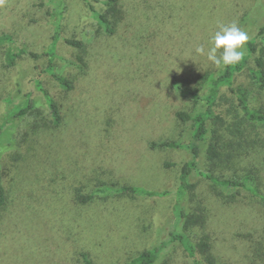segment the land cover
Wrapping results in <instances>:
<instances>
[{
    "label": "rangeland",
    "instance_id": "obj_1",
    "mask_svg": "<svg viewBox=\"0 0 264 264\" xmlns=\"http://www.w3.org/2000/svg\"><path fill=\"white\" fill-rule=\"evenodd\" d=\"M155 5L154 17L147 12L152 18H144L148 21L154 19L155 27L168 33V36L180 38L184 50L188 48L187 43L209 47L210 37L218 30V24L236 23L248 33L249 39L255 38L259 27L264 24V0H159ZM159 5L161 7H157ZM61 10L59 0H3L0 4V34L14 37V43H8V46H12L15 52L26 49L43 55L56 33L54 23L49 21H55ZM7 13H11L8 18ZM243 18L246 20L243 21ZM33 20L39 22L31 23ZM142 27L146 30V33H140L144 38L154 25L144 24ZM60 32L62 39H80L91 46V50L95 44H105L108 39L98 30L81 0H68ZM137 37L141 38L140 35ZM257 43L259 48L264 46L261 38L257 39ZM104 46L106 50L98 56V50L91 52L93 75L89 84L80 88V94L90 93L93 98L102 99L97 113L90 107L86 108L84 116L78 114L83 127L76 122L74 112L77 107L64 105L61 89L54 79L43 75L45 88L59 95L63 104L62 126L47 129L51 120L50 110L45 98L36 89V112L10 125L9 138L0 145L8 194L6 212L9 213L0 220V264H85L81 257L83 253L95 264H124L169 239L174 222L175 196L146 199L118 191H96V185L101 181L117 184L119 188L135 186L175 192L180 185L181 167L190 159L189 154L182 150H151L149 142H141L140 139L113 145L115 155L109 154L105 160L102 156L97 158L94 150L93 153L90 151L89 142L95 141L97 146L101 135L127 140L131 128L130 124H123V120L128 121L130 116L121 115L124 105L120 106V102L141 90L139 81L126 90L122 89L127 80L125 75L131 74L127 80L130 83L136 76L135 67L140 64L130 66L126 63V56L117 52L115 47ZM59 49L61 55L72 56L73 51L63 41L59 43ZM74 53L78 54L77 51ZM3 54V47H0L2 64L5 62ZM108 55L112 59L107 61ZM103 57L106 58L104 65L98 63ZM47 63L46 56L36 62L40 69L45 68ZM56 68L58 73L74 70L67 60L57 61ZM220 68L207 60L203 67L215 71ZM12 77L10 72L8 83L0 85V123L13 105L21 102ZM102 78V82L96 83ZM174 80L173 74L168 71L161 77L163 87L172 98L164 109L163 117L167 121L150 132L152 140H178L181 135V123L168 119L176 110H189L191 103L175 92L172 86ZM145 87L148 89L149 85ZM138 94L135 99H138ZM111 99L117 101L113 106ZM255 105L258 106L257 103ZM129 106L132 108V105ZM96 117L100 119L97 121ZM34 125L41 128L35 130ZM90 127L94 130L91 131ZM75 134L79 139L84 138L85 144L80 148L72 146ZM132 136L137 137L136 133ZM104 142L107 145L109 141ZM105 149L103 156L109 151ZM247 154L238 167L225 170L224 174L232 176L245 169L254 172L262 170L264 146L248 149ZM166 163L173 166L167 167ZM78 187H83L85 193L96 191V199L89 205L76 203L74 190ZM199 191L204 196L213 192L205 183L199 185ZM4 220L12 221L13 230L9 233L4 230ZM223 224L225 226L226 223ZM157 264L193 262L174 244L166 249Z\"/></svg>",
    "mask_w": 264,
    "mask_h": 264
},
{
    "label": "trees",
    "instance_id": "obj_2",
    "mask_svg": "<svg viewBox=\"0 0 264 264\" xmlns=\"http://www.w3.org/2000/svg\"><path fill=\"white\" fill-rule=\"evenodd\" d=\"M59 1L62 10L55 21H49L54 23L56 33L45 54L26 49L15 52L12 46H8V43H14V37L0 34L5 61L0 63V85L8 83L9 73L12 72L16 92L21 95V102L14 104L0 123V145L9 138L10 125L36 112V89L43 95L50 110L51 120L47 129L62 126L63 104L59 95L45 88L43 75L54 79L63 92L64 105L77 107L74 112L76 122L83 127L78 114L83 115L90 107L97 113L102 103L101 98L95 99L90 93H79L93 75L91 52L98 50V56L106 50L105 44L111 45L126 56V63L130 66L140 64L135 67L136 76L130 83L127 80L131 74L125 75L127 80L122 89L126 90L139 81L141 90L137 92L138 99H135L137 93L134 92L126 101L120 102V106L124 105L123 110L125 108V111L120 110L121 115L130 116V121L123 120V124H130L131 128L127 140L110 139L100 134L97 146L95 141L89 142L90 151L93 153L94 150L97 158L102 156L105 160L109 154L115 155L116 144L140 139L141 142H149L151 150H182L190 156L181 167L180 185L175 192L135 186L119 188L117 184L98 181L96 191H118L146 199L176 198L169 239L124 264H157L164 257L166 249L174 244L193 264H264V166L259 172L245 169L232 176L224 174L225 170L241 164L248 155V149L264 146V46L259 48L257 43L259 38L264 40V24L259 27L257 36L248 40L241 62L216 71L205 70L206 58L195 53V45L187 43L188 48L182 49L184 43L180 38L168 36V33L155 27L154 19L148 21L144 18L154 17V6L159 0H81L98 30L103 32L104 38H108L105 44H95L92 50L80 39H62L61 23L65 19L68 0ZM147 12L152 15L149 16ZM9 15L11 13H7L6 17ZM38 22L33 20L31 23ZM144 24H153L154 28L142 38L140 33L146 31L142 27ZM138 35L141 38L138 39ZM61 41L73 51L70 58L60 54ZM42 56L48 57V63L40 69L36 62ZM109 59L112 57L108 55L107 61ZM64 60L74 66L70 73L57 71V61ZM105 62L104 57L98 61L103 65ZM166 71L175 78L172 84L175 92L189 99L191 107L189 110H176L169 116L168 121L176 119L183 127L179 139L158 141L150 139L149 134L167 121L163 114L172 96L161 82ZM145 85H149V88ZM115 103L117 101L111 99V106ZM95 119L98 121L100 118ZM33 127L35 130L41 128L38 125ZM94 127H90V130L93 131ZM135 133L137 137L132 136ZM105 140L109 141L107 145H104ZM71 143L78 148L85 144L84 138L79 139L76 134ZM104 147L109 149L105 156ZM166 166L173 165L166 163ZM219 170L222 171L217 172ZM202 183L212 189L209 196L199 193ZM96 191L85 193L83 187L75 188V202L91 204L96 199ZM7 208L8 194L0 159V220L9 215ZM223 223H226L225 226ZM3 224L6 233L13 230L11 220H4ZM81 257L85 264H95L87 254L83 253Z\"/></svg>",
    "mask_w": 264,
    "mask_h": 264
},
{
    "label": "clouds",
    "instance_id": "obj_3",
    "mask_svg": "<svg viewBox=\"0 0 264 264\" xmlns=\"http://www.w3.org/2000/svg\"><path fill=\"white\" fill-rule=\"evenodd\" d=\"M248 40V33L236 23L218 24V30L210 37V46L206 48L204 44H198L194 51L218 68L227 67L241 62Z\"/></svg>",
    "mask_w": 264,
    "mask_h": 264
}]
</instances>
